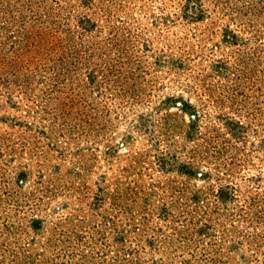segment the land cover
<instances>
[{
    "label": "rangeland",
    "instance_id": "rangeland-1",
    "mask_svg": "<svg viewBox=\"0 0 264 264\" xmlns=\"http://www.w3.org/2000/svg\"><path fill=\"white\" fill-rule=\"evenodd\" d=\"M0 264H264V0H0Z\"/></svg>",
    "mask_w": 264,
    "mask_h": 264
}]
</instances>
